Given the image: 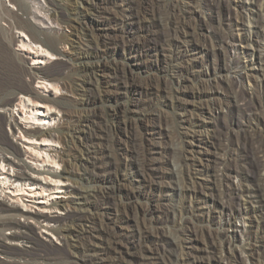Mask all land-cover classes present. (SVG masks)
Segmentation results:
<instances>
[{
  "label": "rangeland",
  "instance_id": "1",
  "mask_svg": "<svg viewBox=\"0 0 264 264\" xmlns=\"http://www.w3.org/2000/svg\"><path fill=\"white\" fill-rule=\"evenodd\" d=\"M52 3L51 12L64 17L68 53L40 70L69 89L36 90L56 112L74 116L71 126L51 129L77 153L70 157L74 177L56 198L70 202L55 213L63 219V226H55L59 232L16 215L32 226L40 244L67 253L64 260L43 264H250L248 250L264 249L259 181L264 173L248 142L258 130L264 133V71L253 60L249 36L262 18L257 1ZM0 6L5 9L0 7V32L15 33L6 7L28 16L7 1ZM1 34L12 51L17 49ZM16 60L24 67L32 63L31 57ZM37 80L23 77L32 88ZM20 97L19 91L0 94V100L12 99L10 109L16 111ZM245 102L250 110L242 107ZM245 113L260 124L250 123ZM4 118L10 120L8 109H0V121ZM0 136L32 163L21 133L8 122ZM58 149L63 152L62 145ZM112 162L116 166L110 170ZM75 214L81 219H70ZM114 242L121 243V251L113 250ZM11 246L29 258L43 249L27 241ZM259 255L253 260L264 264Z\"/></svg>",
  "mask_w": 264,
  "mask_h": 264
},
{
  "label": "bare ground",
  "instance_id": "2",
  "mask_svg": "<svg viewBox=\"0 0 264 264\" xmlns=\"http://www.w3.org/2000/svg\"><path fill=\"white\" fill-rule=\"evenodd\" d=\"M5 1L22 10L28 18H22L6 7L7 15L5 16L11 17L12 22L9 25L16 31L10 34L11 31L2 29L0 33L3 32L1 35H5L9 43L16 42L18 47L12 51L9 47L10 44L8 45L7 41H4L0 36V94L9 90L12 92L19 91L21 97L17 106H21V110L10 109L13 102L10 98L0 100V109L10 111V120L8 121L7 118L1 120L0 128L3 122H8L14 133L16 131L21 133L19 141L31 154L32 163L28 164L20 158L22 150L14 142L0 136V254L4 256V260L0 261V264H43L60 261L67 258V253L65 251L54 253L46 244H40L35 237L32 226L18 221L16 215L21 214L36 221L41 220L45 223V229L49 233L55 234L59 232L55 226H63V219L55 213L66 210L70 206V202L65 204L56 202V198L62 189H66L62 184L74 177L71 169L75 163L74 160H70V157L73 158L77 152L75 148L69 146L62 135L57 134L51 127L56 125L71 126L75 118L65 111L58 110L56 112L57 109L54 110V106L45 103L44 98L36 90V88L48 92L55 90L53 91L55 93L60 90L68 91L69 85H59L53 73L43 72L40 68L54 57L66 56L68 53L66 43L70 41V38L62 33L64 17L62 18L56 10L51 12L50 5L53 4L54 0H0V5L4 6ZM254 1L250 0V3ZM256 1L259 15L262 18L252 24L253 30L250 29L249 36L255 45L253 60L262 67L261 72H263L264 0ZM249 23L251 22L249 21ZM40 32L48 36L42 38ZM225 39L228 37H222L221 41L224 43ZM61 44H65V46L59 47ZM16 57L21 60L31 57L32 63L29 67H24L16 60ZM26 74L32 77L37 76L35 88L23 82V77ZM248 106L246 102L242 105L244 109L250 110ZM245 115L252 119L250 123L260 124L255 116L247 113ZM262 131L258 130L255 135L248 139V142L252 146L254 145L252 152L257 167L264 173V133ZM58 145H62L63 152L59 151ZM4 152L12 154L14 158L8 157ZM115 166L112 162L109 164V169L113 170ZM58 167H63V171L59 172ZM259 181L261 182V189L264 191V176L259 177ZM75 191L73 190L72 193ZM33 209L34 211H32ZM75 217H77L76 220L81 219L78 214L70 217V219ZM4 230L13 232L6 236L3 233ZM251 234L247 230L246 235L250 237ZM24 241L42 246L43 249H39L40 251L37 253H32L29 258L11 246ZM120 245L121 243L114 242L113 250L121 251ZM258 252L260 255H264L262 248H250L248 250L250 264H256L253 259ZM227 257L231 256L227 255ZM18 258L24 259V262H19Z\"/></svg>",
  "mask_w": 264,
  "mask_h": 264
}]
</instances>
